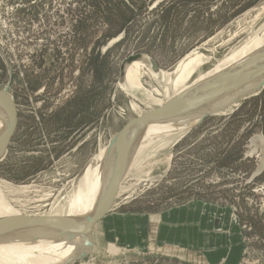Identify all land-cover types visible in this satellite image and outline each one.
Segmentation results:
<instances>
[{
    "label": "rangeland",
    "instance_id": "rangeland-1",
    "mask_svg": "<svg viewBox=\"0 0 264 264\" xmlns=\"http://www.w3.org/2000/svg\"><path fill=\"white\" fill-rule=\"evenodd\" d=\"M263 42L264 0H0V89L19 115L0 162L8 214L32 221L68 208L80 170L127 122L205 79L220 80L225 69L240 70ZM137 53L153 58L168 79L135 67L128 91L120 65ZM249 93L182 136L166 131L157 137L163 144L125 154L117 199L94 226L88 254L73 264H203L180 242L159 239L164 211L196 199L231 207L247 244L240 264H264V87ZM117 158L103 162L99 209ZM135 212L144 217L134 241L105 229L107 218L120 228L121 213Z\"/></svg>",
    "mask_w": 264,
    "mask_h": 264
},
{
    "label": "bare ground",
    "instance_id": "bare-ground-1",
    "mask_svg": "<svg viewBox=\"0 0 264 264\" xmlns=\"http://www.w3.org/2000/svg\"><path fill=\"white\" fill-rule=\"evenodd\" d=\"M253 57L254 59L256 57V63L253 61L254 65H251V63L250 67L245 66V63H248L249 59L251 61ZM135 66L147 68L159 79L164 76H167L168 79L166 72L162 69L159 73L155 72L148 61H134L127 67L126 83L123 85L128 91L130 90V74L134 71ZM178 66L179 70L183 67ZM239 66L241 67L240 70L229 72L230 69H225L221 72L222 78L220 80L205 79L200 87L194 86L189 89V92L180 96L192 94L196 95L199 100L177 107L173 111L162 113L159 116L151 117L143 124L135 125L125 140L123 155L142 147L144 144L151 145L154 141H159L155 143V146L157 144L161 145L165 142L161 139L162 136L157 138L161 133L165 134L166 131L176 130L182 131L180 134H183L201 122L205 116L219 113V111L228 108L226 107L227 104L232 103L240 94H247L252 90H256L264 80V42L258 46V49L252 51L248 57L246 56L241 60ZM242 71L245 72L242 73ZM238 74V80L231 79ZM243 86L247 87L243 88ZM237 88H241V90L235 92ZM12 121L11 109L0 99V145L9 132ZM169 135L175 136L172 133ZM171 140H173V137ZM166 145H168L167 142ZM95 155L98 156V162L94 163L92 159L90 160L84 174L79 179L76 192L68 200V208L65 209L61 206L58 211H51V214L41 219L43 221L32 222L15 210H12L11 215H9L10 207L3 202L4 199L2 200L3 193L0 186V264H65L69 258L74 260L75 257L86 253L88 248L86 249V246H84L83 239L87 236L91 241L94 231H79L77 227V230L61 228L60 224H77L80 228H86L85 226L99 210L100 207L95 206V198L97 197L102 172L108 166L103 162L110 159L111 155L118 156L116 142L112 140L110 144L100 148ZM109 250L115 253L118 251L113 246ZM7 251L10 254H7ZM5 255L11 258L8 260Z\"/></svg>",
    "mask_w": 264,
    "mask_h": 264
},
{
    "label": "crops",
    "instance_id": "crops-1",
    "mask_svg": "<svg viewBox=\"0 0 264 264\" xmlns=\"http://www.w3.org/2000/svg\"><path fill=\"white\" fill-rule=\"evenodd\" d=\"M121 214L123 215L119 219L123 224L120 228L116 227L112 218L110 220L107 218L105 229L113 230L117 235L121 234L122 239H125L124 243L134 241L135 236L130 238L131 235H135L134 225L139 222L140 216L144 217V214L137 212ZM109 216L115 217L112 214ZM232 216L231 207L219 206L200 199L180 204L164 211L159 226L160 242H180L193 253L201 255L203 264H240L247 244L240 225L235 223ZM137 236L141 238L139 240L143 246L146 231L142 228Z\"/></svg>",
    "mask_w": 264,
    "mask_h": 264
},
{
    "label": "water",
    "instance_id": "water-1",
    "mask_svg": "<svg viewBox=\"0 0 264 264\" xmlns=\"http://www.w3.org/2000/svg\"><path fill=\"white\" fill-rule=\"evenodd\" d=\"M138 60L139 61L143 60L144 62L148 61L151 64V67L153 68V70L155 72H157V73H159V71L161 70L160 67H157V65H156L155 61L153 60V58L147 56L146 54H141V53L131 54L129 57L125 58L122 61L121 65H120L119 83H121L123 85L126 83L125 82V78H126V73H127V67L131 63H133L134 61H138ZM238 76H239V74L235 75L231 79L236 81L239 78ZM263 87H264V80H263L262 84L256 90H253L247 96L255 94L256 92L260 91ZM247 96H245L243 98H247ZM0 99L2 101H4L9 106V108L12 111V115H13V121H12V125L10 127V130L7 133V135L4 137V139L1 141V145H0V162H1L2 158L5 156V154H6L7 150H8V147L10 145V142H11L13 136L16 133V130H17L16 128H17V125L19 123V115H18L17 104H16L15 100H13L10 97L7 89H0ZM197 100H199V98L196 95L189 94V95L180 97L179 99L175 100L174 102H169L168 104H165L164 106H160V107L157 106L158 108L156 107V108H152V109L146 110V112H145L146 114H143L141 116H137L135 118H132V120L127 122V124L120 131L117 132V135L114 137L113 140L116 142V150H117V155H118L117 157L118 158H117V166H116V169H115L116 170V174H115V177H114V180H113V184H112L113 186L111 188V193L109 194V198H108L109 200L106 202L107 204H105V206L102 209H100L92 217V219L88 223V225L85 226L86 228H80V226H76L79 231L80 230H83L84 232L93 231L94 230L93 229L94 226L97 225L98 222L101 221V219H103L105 217L106 212H108L110 210V207H111L112 203L117 199L115 197H117L116 196L117 193H118L117 190H118V187L120 185L119 184V182H120L119 180H120V176H121V174H120L121 170L120 169H121L122 164H123V158H124L123 150H124V146H125V143H126L125 140H126L128 134H129V132L132 130V128H134L135 125H137V124L145 123L146 120L151 118V117L159 116L162 113H166L168 111H173L177 107L188 105L190 102H195ZM263 142H264V140H263ZM92 161L94 163H97L98 162V156L97 155H93ZM89 163H90V161L80 170L77 178L80 179L82 177V175L84 174V172H85V170H86V168H87ZM31 220L32 221L33 220L34 221H43V220H41L39 218H36V217L31 218ZM60 225H61L60 226L61 228L62 227H64V228H72V230L76 229V228H73L72 226H70V224H68V223H62ZM83 244H84V246H86V249L88 248L86 253H83L79 257H75L74 260H71V258H69V260L67 262H65V264L75 263V262H77V260L83 259L86 256V254H88L89 247L91 248L92 244H93L92 240L90 241V239L87 236H85L84 239H83Z\"/></svg>",
    "mask_w": 264,
    "mask_h": 264
}]
</instances>
